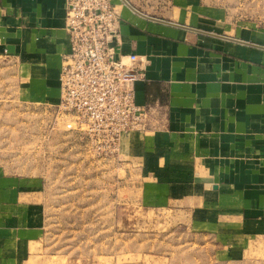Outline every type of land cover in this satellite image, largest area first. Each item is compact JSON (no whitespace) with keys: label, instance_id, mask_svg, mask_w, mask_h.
Returning <instances> with one entry per match:
<instances>
[{"label":"crops","instance_id":"crops-1","mask_svg":"<svg viewBox=\"0 0 264 264\" xmlns=\"http://www.w3.org/2000/svg\"><path fill=\"white\" fill-rule=\"evenodd\" d=\"M112 3L116 50L138 55L144 68L135 102L151 107L147 130L124 133L119 145L138 180L185 212L224 222L229 245L263 246L264 29L232 22L203 0ZM69 50L64 0H0V64L12 71L18 100L56 105ZM30 180L38 179L0 168V264L37 263L40 191Z\"/></svg>","mask_w":264,"mask_h":264},{"label":"rangeland","instance_id":"rangeland-1","mask_svg":"<svg viewBox=\"0 0 264 264\" xmlns=\"http://www.w3.org/2000/svg\"><path fill=\"white\" fill-rule=\"evenodd\" d=\"M203 2L232 22L264 29V0ZM3 65L0 168L38 179L29 182L40 191L36 264H264V245H229L232 230L224 222L213 225L206 210L195 215L169 203L163 190L138 180L137 163L120 147L99 148L56 105L14 97L12 71Z\"/></svg>","mask_w":264,"mask_h":264},{"label":"built area","instance_id":"built-area-1","mask_svg":"<svg viewBox=\"0 0 264 264\" xmlns=\"http://www.w3.org/2000/svg\"><path fill=\"white\" fill-rule=\"evenodd\" d=\"M119 20L112 0H64L70 50L61 60L56 107L73 116L96 146L111 152L124 133L147 130L151 114L150 106L135 102L142 60L116 50Z\"/></svg>","mask_w":264,"mask_h":264}]
</instances>
